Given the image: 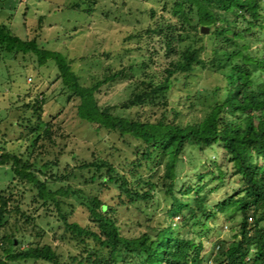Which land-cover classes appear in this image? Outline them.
Returning a JSON list of instances; mask_svg holds the SVG:
<instances>
[{"label": "trees", "instance_id": "16d2710c", "mask_svg": "<svg viewBox=\"0 0 264 264\" xmlns=\"http://www.w3.org/2000/svg\"><path fill=\"white\" fill-rule=\"evenodd\" d=\"M170 1V17L164 20L160 15L142 29L148 38L157 37L161 54L167 59L160 78L156 82L152 77L141 80L138 90L122 105L125 108L144 101L156 103L159 110L153 121L141 120L138 116H116L111 113L113 107L98 105L95 93L99 87L127 77L125 70L109 71L102 79L82 85L60 53L40 48L35 36L21 41L0 25V55L31 53L37 66L51 61L60 89L78 101L77 117L118 134L124 143L130 140L125 144L131 149V158L124 157L117 166L95 156L76 166L66 164L62 176L51 169L58 166L59 154L37 166L34 160L7 152L0 146V167H8L13 178L29 184L42 207L52 206L69 240L79 247L82 255L73 258L76 264H119L125 261V256L136 264H210L209 256L215 264H264V0ZM72 5L77 8V4ZM89 11V8L84 9L86 13ZM150 15H154L153 11ZM202 26L207 28L206 34L200 32ZM130 37L138 39L140 35ZM214 43L224 46L215 47ZM153 54L155 52H150V61L155 59ZM195 69L211 71L216 83L197 98L206 105L202 117L195 119L190 111L182 122L177 118L180 111L187 107L194 109L195 105L190 102L186 106L187 96L179 89L185 87L184 79L191 77ZM208 92V96L205 95ZM42 103L40 98L27 105L37 113ZM173 103L178 108L173 107ZM38 122L31 130L27 126L28 129L36 132ZM42 133L60 153L56 137L62 139L64 135L54 133L52 124L45 125ZM37 140L38 136L32 145L35 146ZM215 146L222 148L223 159L237 176L238 187L233 194L209 207L204 193L208 191H203L202 179L209 176L208 180L214 182L215 186L209 188L211 191L224 183L225 176V171L215 161L207 165L213 164L215 171L196 174L201 180L196 186L183 189L184 185L177 183L185 165H204V157ZM119 167L127 169L126 173L120 172ZM84 171L91 173L88 180L98 182L99 190L107 188V184L113 185L126 204L154 202L155 195L162 193L159 201L168 208L154 222L151 215L145 224L125 223V227L134 225L138 231L124 235L123 223L115 218V206L103 203L97 192L86 194L68 184L61 185L75 175L83 177ZM55 183L61 184L52 189L49 184ZM191 192L195 198L190 205L182 196ZM69 195L85 205L86 226L68 222L61 198ZM8 202L0 193V229L7 223ZM229 209L240 213L238 232L231 234L230 241H217L214 255L204 254L201 237L210 227L200 220L201 216L217 219ZM220 230L217 226L215 232L219 234ZM20 244L12 232L1 235L0 264H63L59 254L47 245L37 242L19 248Z\"/></svg>", "mask_w": 264, "mask_h": 264}, {"label": "rangeland", "instance_id": "374dc122", "mask_svg": "<svg viewBox=\"0 0 264 264\" xmlns=\"http://www.w3.org/2000/svg\"><path fill=\"white\" fill-rule=\"evenodd\" d=\"M9 1L14 2L13 8L6 11L10 15V20L6 22L1 20L0 24H3L11 34L21 41L30 40L35 36L40 48L60 53L70 64L82 85L87 86L102 79L109 71L125 70L127 77L107 82L99 87L95 93L98 105L113 107L111 113L116 116H138L141 120H154L155 112L159 110L156 103L152 105L151 102L144 101L141 105L132 107L128 105L125 108L122 105L129 99L132 92L138 90L140 87L138 83L141 80L152 77L153 82H156L160 78L159 73L167 59L161 54V43L158 42L157 37L148 38L142 29L158 19L160 15L164 17V20L170 17L168 12L170 0H27L26 3H18V0ZM73 3L77 4V8H73ZM87 8L90 9L89 13L84 12ZM151 11H153V16L150 15ZM39 18L40 26L38 25ZM134 35H140V37L138 39L130 37ZM213 46L222 48L224 44L214 43ZM150 52H155L153 55H156L152 61L149 59ZM5 55L6 58L9 56V54ZM24 55L23 62H26L28 66L24 63L25 66H20L18 61L6 60L4 65L8 66L9 69H7L0 63V90L2 89L1 92H3V89L11 87L19 94L17 97L13 96V101L19 99L16 104L14 103L13 108L17 107L15 105H22L25 101L27 103L28 99V104L40 98L43 103L41 110L37 113H33L27 105L24 106V118L20 119L22 124L18 125L16 124L18 112L11 110L10 107L7 111L4 110L11 100L9 94L7 96L3 94V100H0V120L2 121L0 127H6L9 133L14 132L13 136L8 137V142L0 144L3 150L23 156L30 161L34 160L37 166L50 161L56 154H59L57 156L58 166L51 167L52 172L57 176L64 174L63 168L66 164L76 166L90 161L95 156L106 159L115 166L124 157L131 158L129 153L131 149L125 144L130 140H125L124 143V139L118 134L98 128L77 117L75 108L78 101L68 97V93L60 89V81L56 77L51 61H47L44 66H37L35 57L31 53ZM20 56L23 57L18 55L19 58ZM142 62L147 63L145 67L141 65ZM219 70L222 71V69ZM214 78L211 71L195 69L191 77L184 79L185 87L183 86L179 91H182L183 96H187L186 106L194 102L195 107L181 110L178 119L184 122L190 111L195 119L202 117L206 105L201 100L197 101V98L206 89L214 86L216 83ZM209 93L204 94L208 96ZM173 107L178 108V105L175 103ZM3 122L7 124L4 125ZM37 122L38 130L30 131ZM47 124H52L54 133L64 135L62 139L56 137V143L61 148L60 153L56 145L49 144L43 137L42 131ZM36 136L38 140L34 146L32 141ZM204 160H206L204 165H185L177 184L184 185L183 189L187 186H196L198 182H201L196 174L215 171L213 164L207 166L209 162L215 161L225 171L224 183L218 184L214 190L209 191V188L215 186L214 182L208 180L209 176L202 179L205 182L202 186L203 191H208L204 192L205 200L209 207H213L217 201L233 194L238 187V181L237 176L232 174L230 166L226 165L221 147H213L208 151ZM204 160L202 158L201 162ZM118 170L126 173L127 169L123 170L119 167ZM90 175V172L84 171L83 177L75 175L63 184L49 185L52 189H57L60 184L64 186L68 184L86 194L97 192L103 203L115 206V218L121 225L123 223L121 232L124 235L138 231L134 225L125 227V223L145 224L146 219L151 215H154V222L164 215V209L168 208L167 204L159 201L162 193L155 195L156 201L154 202L137 201L126 204L124 197L118 194L113 185L107 184V188L99 190L98 182L93 183L88 180ZM127 176L129 177V174ZM0 193L8 198V209L10 210L6 225L0 229V236L12 232L14 238L22 243L19 248L38 242L39 245H47L59 254L63 264H76L74 259L82 254L76 243L69 240V234L63 230V225L52 206L42 207L35 200V191L31 186L13 178L8 167H0ZM182 198L191 205L195 194L191 192ZM61 200L63 202L61 207L68 222H75L80 226L88 224V211L81 200L74 195L65 196ZM187 212L188 210L185 211L186 215ZM239 218L240 213L231 209L219 214L217 219L201 216L200 220L210 227L209 231H203L201 237L205 246L203 253L214 255V246L217 241H230L231 234L238 232ZM216 222L221 229L219 234L215 232ZM93 230H95L94 227ZM208 258L210 264H215L211 256ZM124 260L119 264H136L129 257L125 256ZM24 264L41 263L27 262Z\"/></svg>", "mask_w": 264, "mask_h": 264}, {"label": "crops", "instance_id": "0c3cea01", "mask_svg": "<svg viewBox=\"0 0 264 264\" xmlns=\"http://www.w3.org/2000/svg\"><path fill=\"white\" fill-rule=\"evenodd\" d=\"M23 2L26 3L27 0H18V3H23ZM13 3L14 2H11L9 0H1V2H0V21L2 20L4 22H6V20L7 21L10 20V15L6 11H8L9 9H12L13 8ZM4 9H7V10H4ZM1 16H3V17L1 18ZM3 19H5V20H3ZM0 25H3V24H0ZM12 35H14V34H12ZM18 55H22L23 57L20 56V58H19ZM5 56L6 55H0V63L3 64V65H4V62L6 60H10V61L14 60V61H18L19 64H20V66H25V65L28 66V64L26 62L25 63L23 62V58H24L25 55L22 54V53H18V54H15V55L9 54V56L7 58ZM2 67H5V68L9 69L8 66H5V65L2 66ZM1 90H0V100H3V94H5L6 96H7V94H9V98L11 100L10 103H7V105L5 106L4 110L6 109L5 111H7L9 107L11 108V110L12 109L16 110V112H18V114H19V116L16 117V119H17L16 124H18V125L19 124H22V121L20 122V119L23 120V118H24V113H23L24 112V106L27 105L29 99H28L27 103L25 101V103H22V105H19V106L18 105H15L17 107L13 108L14 103L16 104V102L19 100V99H15V101H13V96L17 97V96H19V94H17L16 92H14L11 87L10 88H7V89H3V92L4 93L1 92ZM6 99H8V97H6ZM27 107H28V105H27ZM3 123H4V125L7 124L6 122H3ZM0 124H2V121L1 120H0ZM13 134H14V132L13 133H9L7 131V128L6 127H4V126L2 127L1 126L0 127V144L2 145L3 143L8 142L7 141L8 140V137L13 136Z\"/></svg>", "mask_w": 264, "mask_h": 264}, {"label": "water", "instance_id": "95a60500", "mask_svg": "<svg viewBox=\"0 0 264 264\" xmlns=\"http://www.w3.org/2000/svg\"><path fill=\"white\" fill-rule=\"evenodd\" d=\"M200 32L201 33H206L207 32V28L206 27H200Z\"/></svg>", "mask_w": 264, "mask_h": 264}]
</instances>
